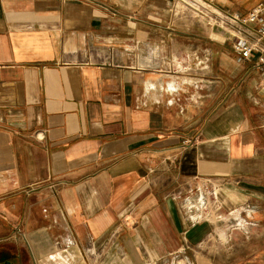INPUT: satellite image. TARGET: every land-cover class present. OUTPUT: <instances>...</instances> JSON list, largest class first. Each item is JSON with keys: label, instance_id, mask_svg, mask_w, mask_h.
<instances>
[{"label": "crops", "instance_id": "obj_1", "mask_svg": "<svg viewBox=\"0 0 264 264\" xmlns=\"http://www.w3.org/2000/svg\"><path fill=\"white\" fill-rule=\"evenodd\" d=\"M173 4L0 0V245L16 264H264V65L177 31ZM190 37L208 78L176 72ZM195 177L218 182L224 227L189 224L173 197ZM242 205L257 226L227 244ZM212 230L230 250L205 246Z\"/></svg>", "mask_w": 264, "mask_h": 264}, {"label": "built area", "instance_id": "obj_2", "mask_svg": "<svg viewBox=\"0 0 264 264\" xmlns=\"http://www.w3.org/2000/svg\"><path fill=\"white\" fill-rule=\"evenodd\" d=\"M174 5H178L183 10L190 11L199 22L210 27L211 30L220 29L229 33L232 36V49L235 53L236 61L243 63L247 60L255 58V64L257 66L264 65V0L259 1L254 4L251 9L246 14H240L238 12L220 10L214 6L209 0H174ZM184 54L183 56H185ZM193 55L195 56V65L198 67V70H204L207 67V59L202 58L199 54L194 51ZM189 58L181 60V69L179 67L176 72H183L188 74L189 69ZM177 63V62H176ZM174 67H178L173 63ZM185 81L184 79H182ZM187 82V81H185ZM188 83V82H187ZM186 183L184 187H180L173 192V197L179 199L186 210V219L189 224L195 225L199 222H219L222 221L226 224L223 217L218 215V211L221 208L219 200V184L215 182L214 179L210 177L197 178ZM51 186H53L51 184ZM210 207L213 213H217L216 220L212 221L207 216L201 215V217H193L192 213H196L200 210V207ZM245 206H240V214L246 218L245 225L248 226L247 229L241 228L239 226H244L240 224V221H237L235 224H228V240L225 243H229L233 234V230H238L237 233L249 235L253 233L251 227L257 226L255 220L247 218L244 214ZM212 234L218 233L216 230H212L208 235L213 236ZM214 242L218 246H226L224 242H221L220 239H214ZM58 245L59 240L54 242ZM91 243V240L88 241V244ZM175 264L179 263L178 260H175ZM161 264H171L170 260H163Z\"/></svg>", "mask_w": 264, "mask_h": 264}, {"label": "rangeland", "instance_id": "obj_3", "mask_svg": "<svg viewBox=\"0 0 264 264\" xmlns=\"http://www.w3.org/2000/svg\"><path fill=\"white\" fill-rule=\"evenodd\" d=\"M173 11H174V14H175V16H177L176 18L178 19L177 21V25H176V30L177 31H179V32H182L183 34H186L187 35V33H190V32H192V28L193 27H195V29H196V27H199L200 29H202V31H205L206 33H211V29H210V27H208L207 25H204V24H202L201 22H199L198 20H197V18H195L194 17V15L190 12V11H188V10H183L182 8H180V6L178 5L177 7L173 4ZM194 29V31H197V30H195ZM213 31H215V32H217L218 33V38L219 39H221V40H223V39H227V38H232V36H230V34L229 33H226L225 31H223V30H220V29H214ZM191 36V35H190ZM181 40H184V41H186V38L185 37H183L182 39H180L178 42H182ZM190 41V45H189V48H187V47H185V48H175V51H174V64L176 65L177 63V61H176V58L178 57V56H180V55H182L181 53L182 52H188L189 54H190V60H189V69L190 70H188V76L190 77V78H192L193 80L195 79V78H197V73L198 72H205V78H208L209 76H208V74H210V72L208 71L209 70V68L207 67L206 69H204V70H198V67L195 65V56L193 55V52L194 51H196L197 53H198V50H197V48H196V41H194L191 37H190V39H189ZM209 42V40H207V43ZM195 43V44H194ZM172 66V65H171ZM206 223H208V222H206ZM224 222H222V221H217V222H215V225H217V226H219L220 228L221 227H224ZM216 226V227H217ZM217 229V228H216ZM249 235H251V234H249ZM248 235V236H249ZM241 236L243 237V239H246V237H247V235H245V234H241ZM237 237V236H236ZM230 239V241L231 242H233L234 241V239H236L235 238V235H232V237L231 238H229ZM234 243V242H233ZM205 246L207 247V246H211V248H213V249H218V250H220V248H219V246L216 244V243H214V238H213V236H207V238L205 239ZM203 244V245H204ZM229 247H230V245H228V247H225V246H222V248L224 249V250H227L228 251V249H229ZM201 248H203V246L201 247ZM230 250V249H229ZM177 264H185V261H184V259H182V260H180L179 261V263H177Z\"/></svg>", "mask_w": 264, "mask_h": 264}, {"label": "flooded vegetation", "instance_id": "obj_4", "mask_svg": "<svg viewBox=\"0 0 264 264\" xmlns=\"http://www.w3.org/2000/svg\"><path fill=\"white\" fill-rule=\"evenodd\" d=\"M16 253L10 248L0 245V264H16Z\"/></svg>", "mask_w": 264, "mask_h": 264}, {"label": "bare ground", "instance_id": "obj_5", "mask_svg": "<svg viewBox=\"0 0 264 264\" xmlns=\"http://www.w3.org/2000/svg\"><path fill=\"white\" fill-rule=\"evenodd\" d=\"M202 213V212H201ZM195 217V216H194ZM196 217H197V215H196ZM244 227V226H243Z\"/></svg>", "mask_w": 264, "mask_h": 264}]
</instances>
